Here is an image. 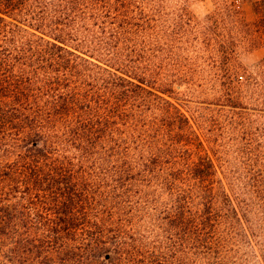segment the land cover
<instances>
[{"label": "trees", "instance_id": "1", "mask_svg": "<svg viewBox=\"0 0 264 264\" xmlns=\"http://www.w3.org/2000/svg\"><path fill=\"white\" fill-rule=\"evenodd\" d=\"M185 1L0 0V264H264V0Z\"/></svg>", "mask_w": 264, "mask_h": 264}, {"label": "rangeland", "instance_id": "2", "mask_svg": "<svg viewBox=\"0 0 264 264\" xmlns=\"http://www.w3.org/2000/svg\"><path fill=\"white\" fill-rule=\"evenodd\" d=\"M255 1L257 0H249L245 3H242L241 8L246 15L247 19L254 20L256 18L255 13ZM185 8L189 11V15L195 17L199 20L205 21L207 15H209L215 9V3L213 0H186ZM177 17V15H173ZM248 44H245L246 46ZM239 62L247 65L248 67H252L258 82L259 86L262 87V91L264 93V41L256 40L255 45L248 47L247 49H243L241 55L239 56ZM258 69V72L256 71ZM256 117H260L261 120H264V111L257 112Z\"/></svg>", "mask_w": 264, "mask_h": 264}]
</instances>
